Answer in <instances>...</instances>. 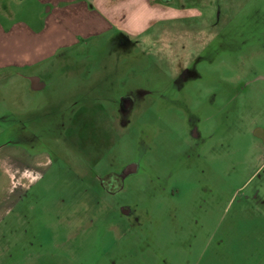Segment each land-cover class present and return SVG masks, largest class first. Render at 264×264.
<instances>
[{"label":"rangeland","instance_id":"rangeland-1","mask_svg":"<svg viewBox=\"0 0 264 264\" xmlns=\"http://www.w3.org/2000/svg\"><path fill=\"white\" fill-rule=\"evenodd\" d=\"M65 1L0 0V264H264V0L127 38Z\"/></svg>","mask_w":264,"mask_h":264},{"label":"crops","instance_id":"crops-1","mask_svg":"<svg viewBox=\"0 0 264 264\" xmlns=\"http://www.w3.org/2000/svg\"><path fill=\"white\" fill-rule=\"evenodd\" d=\"M176 1L178 0H78L76 7L84 9L97 7L100 10L96 16L103 20L108 27L97 28L93 35L102 36L117 28L122 33L138 36L144 32L143 23L146 22L149 23L147 25L152 26L165 23L186 12V8L181 5L179 6V8L181 7L180 11L175 9ZM70 2L72 0H66L64 4L68 7ZM140 24L141 26H137ZM11 26L10 29L8 28L9 30L5 29V31L9 33V42L13 41L15 45L19 46V50L25 45L27 34H31L33 37L37 36V34L30 33L25 24L15 23ZM2 29L0 28V31ZM33 64L36 65L37 61ZM23 66H27V64Z\"/></svg>","mask_w":264,"mask_h":264},{"label":"flooded vegetation","instance_id":"flooded-vegetation-1","mask_svg":"<svg viewBox=\"0 0 264 264\" xmlns=\"http://www.w3.org/2000/svg\"><path fill=\"white\" fill-rule=\"evenodd\" d=\"M184 7V6H183ZM166 25H173V21H169L165 23ZM127 36H132L129 34L125 33V37ZM133 37V36H132ZM35 79L33 80L30 78V82L32 84V87L36 90H43L45 88L44 84L38 77H34ZM133 106V100L129 96H125L122 99V111L123 113L127 114ZM192 137L194 139H197L199 136L197 134V131H192ZM259 139H261L264 142V131H259V136H257ZM24 153L23 157L17 156L15 154L14 150H7L5 149V145H0V165L3 166V164H10V163H16V164H26L25 162L27 161L26 158H24ZM129 172L125 173H108L105 176L101 178V184L103 187L106 189L108 193L115 194L119 189L121 188L124 179L127 178ZM113 184H116L114 186ZM10 210V208H6L5 211Z\"/></svg>","mask_w":264,"mask_h":264},{"label":"water","instance_id":"water-1","mask_svg":"<svg viewBox=\"0 0 264 264\" xmlns=\"http://www.w3.org/2000/svg\"><path fill=\"white\" fill-rule=\"evenodd\" d=\"M32 79L34 80L35 78H32ZM256 131H257L256 135L259 136V131H263V130L262 129H257Z\"/></svg>","mask_w":264,"mask_h":264}]
</instances>
